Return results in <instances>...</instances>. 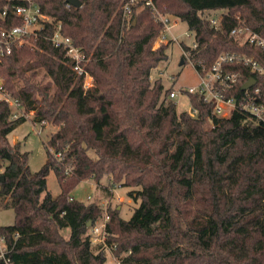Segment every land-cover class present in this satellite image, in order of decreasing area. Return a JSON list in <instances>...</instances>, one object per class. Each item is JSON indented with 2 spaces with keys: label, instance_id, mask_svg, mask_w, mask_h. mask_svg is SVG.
I'll list each match as a JSON object with an SVG mask.
<instances>
[{
  "label": "trees",
  "instance_id": "16d2710c",
  "mask_svg": "<svg viewBox=\"0 0 264 264\" xmlns=\"http://www.w3.org/2000/svg\"><path fill=\"white\" fill-rule=\"evenodd\" d=\"M36 1L83 50L93 84L85 89L65 51L44 39L50 26L32 45L0 61L5 94L33 112L34 122L58 127L46 144V163L31 172L28 153L8 139L26 118L12 119V107L0 100V209L15 213L13 225L0 226L8 264H106L109 247L120 264H264V124L239 108L219 117L197 95L190 98L198 116L178 113L168 98L172 88L151 81L169 55L168 45L152 49L164 25L149 7L136 6V23L127 25V0H80L79 8H68L65 0ZM154 3L195 33L197 48L183 46L197 70L222 53H241L264 65V50L230 35L241 24L264 35V0ZM207 11H225L220 29L203 17ZM7 25L0 17V27ZM231 69L242 77L228 96L240 101L251 77L264 96V72ZM42 70L50 79L44 84L36 82ZM51 149L64 159L55 160ZM51 171L60 194L41 197ZM104 176L129 188L140 204L128 221L119 209H108L105 245L93 246L88 224L100 222L104 210L77 201L72 192L82 181ZM0 264L7 263L0 258Z\"/></svg>",
  "mask_w": 264,
  "mask_h": 264
},
{
  "label": "built area",
  "instance_id": "2783aa9c",
  "mask_svg": "<svg viewBox=\"0 0 264 264\" xmlns=\"http://www.w3.org/2000/svg\"><path fill=\"white\" fill-rule=\"evenodd\" d=\"M71 7L70 4H66ZM142 5L149 7L157 21L163 23L164 28L157 36L160 45H170L179 42V37L175 33V28L179 26L180 19L169 14H162L155 6L154 0H127L122 5L123 19L127 25H130L133 19V10L136 6ZM2 11L0 17L8 22L7 27H0V61L6 56L12 54L14 50L32 45L46 32L48 26L52 29L47 39L52 46L65 51L66 55L72 60L73 69L78 76L84 77V88L89 89L93 84L92 76L85 70L84 65L87 62L83 50L77 47L70 37L62 32L60 21L45 15L36 0H0ZM215 29H220L222 15L208 18ZM16 23V24H15ZM230 35L237 39L240 44H249L264 50V35L254 32L246 25H239L233 28ZM162 43V44H161ZM198 46L196 40L192 50ZM190 52L184 50V56L189 57ZM242 65L250 69L252 73L261 74L264 72V65L253 57L241 53H222L218 56L211 66L202 65L201 69L196 70L198 83L187 88H172L168 98L175 101L177 98H185L188 108L182 110L189 113L191 117L198 116V109L191 103V96L201 97L206 104L213 106V113L219 117L228 118L235 109H241L248 113L257 124H264V96L260 88L256 85L244 91L243 97L237 101L234 96H228V92L234 90L240 82L242 74L239 71L232 70L231 67ZM253 78V77H251ZM250 78V79H251ZM248 81V80H247ZM246 81V82H247ZM0 100H4L12 107V119L20 117L26 118V112L16 99L7 96L0 83ZM212 124L211 118H208ZM42 126L45 122L40 123ZM55 160L64 159V153L54 152L51 149ZM68 168L66 173H70ZM109 215L104 213L103 219L96 225L91 226L89 234L93 246L98 244L105 245L107 239L106 225ZM17 236V234H16ZM112 252V248H108ZM7 253L6 239L0 237V258L7 264L5 259ZM113 254V252H112Z\"/></svg>",
  "mask_w": 264,
  "mask_h": 264
},
{
  "label": "rangeland",
  "instance_id": "374dc122",
  "mask_svg": "<svg viewBox=\"0 0 264 264\" xmlns=\"http://www.w3.org/2000/svg\"><path fill=\"white\" fill-rule=\"evenodd\" d=\"M224 12L225 11H207L204 13L203 17L205 19L218 17ZM175 33L179 37V42L168 45L167 53L169 59L161 63L157 69L153 70L151 75V81L153 83L160 81L165 91L170 88L174 90L187 88L197 84L199 80L196 75L195 67L193 63L189 61V58L186 57V63L184 65L180 64L185 57L183 45L193 48L195 33L191 31L188 25L183 21H180L179 26L175 28ZM161 46L163 45H160L158 40L155 39L152 49L157 50ZM49 80L44 70L40 71L36 78V82L42 84ZM22 85V82H18L19 87ZM176 100L178 113L183 112L182 110L189 107L185 98H177ZM25 114L26 121L11 133L8 139L13 145L19 143L21 151L28 153L29 169L31 172H37L47 161L46 144L52 134L58 130V127L52 124H45L42 126L39 122H34L33 112H26ZM210 126L211 123H208L207 128H210ZM3 170L4 168L0 166V175H2ZM105 188H108L112 195L105 191ZM129 191L130 189L127 187L112 184L108 176H104L100 182H96L92 179L82 181L72 192V196L77 201L83 203H98L104 210V213H107L108 209H119L120 217L128 221L132 217L134 210L138 208L140 204V200L135 201L129 196ZM46 193H50L54 197L60 194V187L54 171L49 173L47 177V190L41 197H44ZM14 220L15 213L12 209H0V226L13 225ZM61 234L65 239H68L70 230L64 228ZM93 249L95 250V248ZM106 255V264H120L119 259L116 258L108 248Z\"/></svg>",
  "mask_w": 264,
  "mask_h": 264
},
{
  "label": "water",
  "instance_id": "95a60500",
  "mask_svg": "<svg viewBox=\"0 0 264 264\" xmlns=\"http://www.w3.org/2000/svg\"><path fill=\"white\" fill-rule=\"evenodd\" d=\"M66 3L72 5L73 7L79 8L82 6V2L80 0H65ZM136 23V18L133 20V25ZM181 65L185 64V61L182 59ZM256 85V80L254 78L249 79L246 83L243 84L242 90L246 91ZM0 180L4 181V175H0ZM91 226V223L88 224V227Z\"/></svg>",
  "mask_w": 264,
  "mask_h": 264
}]
</instances>
